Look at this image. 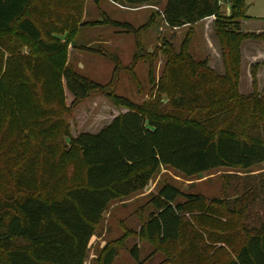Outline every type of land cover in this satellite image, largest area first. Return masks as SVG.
<instances>
[{
	"label": "rangeland",
	"instance_id": "obj_1",
	"mask_svg": "<svg viewBox=\"0 0 264 264\" xmlns=\"http://www.w3.org/2000/svg\"><path fill=\"white\" fill-rule=\"evenodd\" d=\"M160 3L155 7L161 9ZM142 6L108 0H33L24 17L35 23L45 41L54 36L65 45L55 55H45L14 29L0 35V199L15 194L18 178L38 187L40 197L48 190L59 197L81 184L84 165L74 139L80 133L99 132L128 111L99 92L67 109L59 77L66 66L138 106L146 119L184 123L188 107L174 109L173 99L186 102L198 95L201 103L208 104L213 98H225L210 78L206 87L214 91L200 87L194 72L197 63L206 60L214 72L237 74L230 77L244 99L230 129L245 135L242 129L256 125L249 116L258 117L262 111L264 119V63L259 62H264V0H244L243 13L235 16L230 0H220V32L214 21L170 29L155 8ZM104 16L134 28L150 21L139 34L141 48H136V37L122 28L92 24ZM180 52L184 60L178 59ZM112 57L119 64L116 73ZM218 122L210 119V130ZM164 183L203 200L178 197L175 202L183 203L186 213L179 237L159 244L139 231L155 213L149 200ZM214 199L220 202H211ZM263 224L264 163L248 169L220 167L193 177L161 166L142 191L108 205L84 264H101L110 250L111 264H136L129 254L134 245L142 264H226Z\"/></svg>",
	"mask_w": 264,
	"mask_h": 264
},
{
	"label": "trees",
	"instance_id": "obj_2",
	"mask_svg": "<svg viewBox=\"0 0 264 264\" xmlns=\"http://www.w3.org/2000/svg\"><path fill=\"white\" fill-rule=\"evenodd\" d=\"M32 1L0 0V35L14 29L45 55L62 52L65 45L59 39L51 36L50 41H45L35 23L24 17ZM93 1L97 3L98 0ZM108 1L123 2L136 8L160 0ZM219 3L220 0H166L161 19L168 28L178 29L213 17L215 29L220 32ZM230 4L231 16L243 13L244 0H230ZM149 23L134 28L104 16L102 21L92 24L122 28L136 37L135 45L140 49L139 34ZM101 55L107 57L105 53ZM152 55L156 57V52ZM138 57L136 53L134 58ZM181 58L184 60L180 52L178 59ZM111 60L116 73L119 64L114 57ZM187 62L191 63V60ZM196 66V71H190H195L202 90H215L206 87L205 80L210 78L223 91L225 98H213L208 104L201 103L198 95L186 102L173 99L170 105L174 109L188 107V118L184 123L146 119L138 106L107 91V86L79 75L69 66L60 70L67 109L99 92L111 103L125 106L128 111L115 117L99 132L80 133L74 139L84 165L81 184L71 186L59 197L49 190L40 197L36 195L38 187L18 178L15 194L0 199V264H84L90 239L108 205L142 191L161 166L170 167L185 177H193L220 167L248 169L264 163L262 111L258 112V117L249 116L256 125L242 129L247 134H236L230 129L236 121V108L244 99L237 94L238 83L230 77L236 78L237 74L231 70L218 75L208 67L206 60ZM212 118L219 120L214 130L209 127ZM178 197L187 201L203 200L198 195H183L177 188L164 183L150 198L149 204L155 213L148 216L139 232L148 238H156L159 244L175 241L186 214L184 204L175 202ZM211 202L220 201L214 199ZM129 254L136 264H142L136 245ZM113 257L114 253L107 251L101 264H111ZM226 264H264V224L246 238Z\"/></svg>",
	"mask_w": 264,
	"mask_h": 264
},
{
	"label": "crops",
	"instance_id": "obj_3",
	"mask_svg": "<svg viewBox=\"0 0 264 264\" xmlns=\"http://www.w3.org/2000/svg\"><path fill=\"white\" fill-rule=\"evenodd\" d=\"M161 2V3H160ZM158 3H160V4H163L162 5V8L161 9H159V8H157V7H155L156 6V4H158ZM149 4H151L149 7H147L146 5H143L142 6V8H144V9H146V8H150V10H151V8H155L154 9V12H156V13H160V17H161V14H162V11H163V9H164V7H165V4H166V0H160V1H158V2H155V3H149ZM148 5V4H147ZM153 10V9H152ZM214 21V18L213 17H210V18H207V19H204V20H202L201 22H198L197 24H195V25H193V26H196V25H198V24H201V23H209V22H213ZM193 26H184V27H182V28H190V27H193ZM182 28H178V29H182ZM177 30V29H176ZM260 63H264L263 62V60H261V61H259ZM217 72V71H216ZM224 71H222V73H219V72H217V74L218 75H224ZM239 86H240V82H239Z\"/></svg>",
	"mask_w": 264,
	"mask_h": 264
}]
</instances>
